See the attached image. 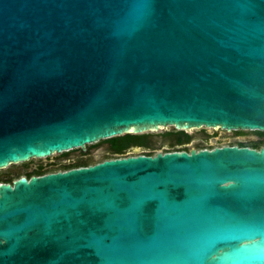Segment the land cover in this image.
<instances>
[{
  "label": "water",
  "instance_id": "water-1",
  "mask_svg": "<svg viewBox=\"0 0 264 264\" xmlns=\"http://www.w3.org/2000/svg\"><path fill=\"white\" fill-rule=\"evenodd\" d=\"M168 126L264 131V0H0V169ZM0 264H264V146L0 182Z\"/></svg>",
  "mask_w": 264,
  "mask_h": 264
},
{
  "label": "trees",
  "instance_id": "trees-1",
  "mask_svg": "<svg viewBox=\"0 0 264 264\" xmlns=\"http://www.w3.org/2000/svg\"><path fill=\"white\" fill-rule=\"evenodd\" d=\"M241 131V130H238ZM254 132L259 134V138L256 141L251 142L250 147L259 149L261 146H264V131L260 130H253ZM162 138H169V144L165 148V151H174V150H189V147H187L186 143L189 142L190 134L186 133L183 130H173V131H164L161 135ZM101 142H104L106 145L101 151H95V152H82V155L79 157H67V154L74 151L75 149H72L71 151H65L62 155L63 160H61V164L58 167H54L53 165L49 167L45 166H38L30 171L25 170L23 176H26L27 178H30L32 175H42L47 172L57 171V170H67L74 167H80V166H87L92 163H94L95 159L93 157V153L99 154L101 157L99 161H102L104 159L108 158H115V157H121L127 155V152L131 147L134 145L138 146H144L146 149L143 151L142 154L146 155H152L155 153V150L158 149V145L152 143L150 139V134L148 133H140V134H123L118 136H113L110 138H106L103 140H100L96 143H93L90 145V148H96L101 146ZM239 146H249L245 144V142H238ZM201 148H212V147H199ZM18 177H14L12 175H8L5 177H0V182H6V183H12L14 179Z\"/></svg>",
  "mask_w": 264,
  "mask_h": 264
},
{
  "label": "rangeland",
  "instance_id": "rangeland-1",
  "mask_svg": "<svg viewBox=\"0 0 264 264\" xmlns=\"http://www.w3.org/2000/svg\"><path fill=\"white\" fill-rule=\"evenodd\" d=\"M202 129H205L207 133H210L211 131L214 130V128H211V127H201L198 129L196 128L192 129L191 133L199 132ZM173 130H176V129L173 126H168L166 130L160 129L158 131H149V132H144V133L150 134V139L152 143L159 146L158 149L155 150L156 152V151H164L170 141L169 138H162L160 135L164 131H173ZM217 130L220 132V134L223 137L213 138V139H208V140L193 139L186 143L187 147H189V149L195 148L198 150L199 147H204V146L214 147V146H219V144L223 145L227 142H230L231 140H234V138L231 137L232 136L230 134L231 132H229L228 130L221 129V128H218ZM243 131L244 133H246V135L238 136L236 138L240 142H245V144L249 145L248 147H250L251 142L256 141L259 137L250 134L254 132L253 130H243ZM90 145L92 144H88V147ZM100 145L101 147L104 148L106 144L104 142H101ZM132 149L135 150V151H132L134 153H128V154H142L146 148L144 146L134 145L133 147L130 148V150ZM75 150H79V148H75ZM63 153L64 152L53 153L49 156L31 158L30 160H27L25 162H17V163L10 164L5 168L0 169V177H5L8 175H12L14 177H20V176H23L25 170L30 171L40 165L45 166V167H49L51 165H53L54 167H58L62 162L61 159L59 160V157H61ZM93 157L95 159L94 163H96V162H99V159L101 156L99 154L93 153Z\"/></svg>",
  "mask_w": 264,
  "mask_h": 264
},
{
  "label": "flooded vegetation",
  "instance_id": "flooded-vegetation-1",
  "mask_svg": "<svg viewBox=\"0 0 264 264\" xmlns=\"http://www.w3.org/2000/svg\"><path fill=\"white\" fill-rule=\"evenodd\" d=\"M228 131L231 132L230 133L232 135L231 137L234 138V140H231L230 142H227L225 144L239 146L238 142H240V141H238L236 137L242 136V135H246V133H244L243 130H241V131H238V130H228ZM250 134L259 137V134L256 133V132H252ZM221 137H223V136L220 134V132L217 129H214L210 133H207V131L205 129H202L201 131L196 132V133H190V139L191 140H193V139L208 140V139L221 138ZM225 144H223V145H225ZM101 150H103V147H101V146L96 147V148H90V147H88L87 148V151L85 153L95 152V151H101ZM132 151H135V150L132 149V150L128 151L127 154L128 153H134ZM81 155H82V152L80 150H74V151L70 152L69 154H67V157L75 158V157H79ZM60 159L63 160V157L62 156L59 157V160Z\"/></svg>",
  "mask_w": 264,
  "mask_h": 264
}]
</instances>
